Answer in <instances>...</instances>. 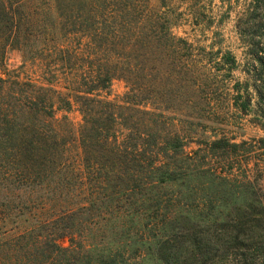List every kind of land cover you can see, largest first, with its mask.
<instances>
[{
  "label": "trees",
  "instance_id": "1",
  "mask_svg": "<svg viewBox=\"0 0 264 264\" xmlns=\"http://www.w3.org/2000/svg\"><path fill=\"white\" fill-rule=\"evenodd\" d=\"M203 10L201 0H0V264H264V193L244 180L249 203L226 204L243 183L203 166L248 154L246 143L201 139L185 152L222 96L264 134V0L236 22L248 80L232 85L231 52L175 34L209 28ZM114 80L126 91L109 100ZM250 148L264 152V137ZM206 177L225 189L208 193ZM190 198L197 215L178 209L181 219L206 226L154 243L146 259L158 213Z\"/></svg>",
  "mask_w": 264,
  "mask_h": 264
},
{
  "label": "rangeland",
  "instance_id": "2",
  "mask_svg": "<svg viewBox=\"0 0 264 264\" xmlns=\"http://www.w3.org/2000/svg\"><path fill=\"white\" fill-rule=\"evenodd\" d=\"M250 2L251 0H201L202 5H204V13L213 20L210 27L207 28L203 25L200 27H193L189 24H185L175 29V34L177 36L187 39L189 42L193 43L194 46L204 47L205 52L215 51L218 48H221L223 51L227 50L231 52L238 65L237 69L232 73V81L230 82L231 85L234 82L244 83L248 80L244 71L246 69V64L249 63V57L247 55L246 47L239 40L236 30V22ZM184 8L185 4H182V9ZM6 59L9 69L18 68L22 62L20 54L13 51L7 54ZM125 91L126 88L124 83L120 80H114L110 86L109 100L117 99L122 96ZM253 101H255V97H253ZM253 103L254 102H252V108H254ZM207 117H210L209 119H211V121L204 125V132L200 133V136L194 137L193 140L189 142L185 152L188 156H190V158H193L195 150L204 149V146L200 144L201 139L213 140L226 137L234 143L245 142L246 148L244 149H248L246 151H250L248 154L242 152L236 153V156L230 154V156H228L229 158L226 159L227 162H223L219 159L213 160L209 156H206L203 166L205 168L216 169L217 173L220 172L224 177L227 176V179L225 180L228 184L234 182L236 184L243 183L244 185V180H246L255 185V187L252 185H244L241 187V191L237 193L239 196L235 199V202L230 201L226 203L222 200L217 201V196H214L213 203L216 205V208H225V203H233L235 206L249 203V200L251 199L250 190L252 187L254 190L257 191V189H259L261 193H264V152L262 150L250 148V145H254L255 141L263 138L264 134L253 122V112H250L247 116L239 115L229 106L223 96L217 107L214 109V114L211 116L207 115ZM68 118L75 126L80 121V117L77 112L70 113ZM203 182L204 184L202 185H204L208 193H215L219 187L225 189L226 186V183L219 181L216 183H210L208 177H206ZM261 193L257 191L258 195ZM198 200L199 199H195L193 202L192 198H190L187 202L182 200L179 201V203H170L166 218L162 216L163 212L158 213V217L155 222L157 224L152 228L155 230H153V232H149V235H147L149 238L147 237L143 240L145 243H151V247L148 248L149 250L147 252L145 251L146 259H150L149 255L156 257L157 246H154V243L163 242L168 238H172L175 234L178 235L180 231H184L186 228L190 227V224H194V227H197L198 225V227L204 228L206 226V224L200 222L187 223V221L181 219V215L178 210L182 209V213H184V216L182 217H186V219L192 216L195 217L197 215L195 211L198 209V205L201 204ZM185 209L188 210V212H185ZM195 221H198V219H195ZM145 223L146 222H143V224ZM162 223L166 224H163L165 227L160 230ZM148 228L151 229L150 226ZM213 229L215 228H212L211 232ZM217 234L209 235V237L218 240L221 237Z\"/></svg>",
  "mask_w": 264,
  "mask_h": 264
}]
</instances>
